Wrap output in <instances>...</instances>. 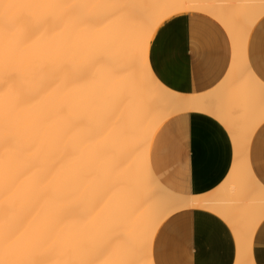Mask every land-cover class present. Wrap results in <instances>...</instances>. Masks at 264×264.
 <instances>
[{"label": "bare ground", "instance_id": "bare-ground-1", "mask_svg": "<svg viewBox=\"0 0 264 264\" xmlns=\"http://www.w3.org/2000/svg\"><path fill=\"white\" fill-rule=\"evenodd\" d=\"M192 11L219 21L233 51L213 89L181 94L152 74L148 48L162 22ZM263 14L264 0H0V264H153L159 224L192 208L229 226L234 264H254L264 186L247 152L264 83L244 46ZM186 111L232 142L209 195L171 190L149 161L158 125Z\"/></svg>", "mask_w": 264, "mask_h": 264}, {"label": "crops", "instance_id": "crops-1", "mask_svg": "<svg viewBox=\"0 0 264 264\" xmlns=\"http://www.w3.org/2000/svg\"><path fill=\"white\" fill-rule=\"evenodd\" d=\"M176 15L156 29L148 48L149 68L174 92H208L230 67L231 40L222 24L207 13ZM245 46L249 68L264 83V14L250 28ZM209 116L199 111L178 113L164 119L152 135L148 156L153 173L179 194L209 195L229 172L231 139L224 126ZM247 158L264 186V120L252 133ZM251 255L254 264H264V217L251 236ZM151 257L153 264H234L236 241L229 226L212 211L182 209L157 227Z\"/></svg>", "mask_w": 264, "mask_h": 264}]
</instances>
